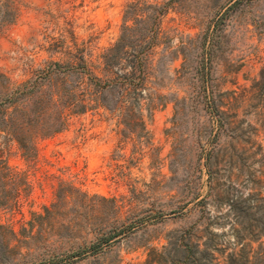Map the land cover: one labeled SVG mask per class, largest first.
Wrapping results in <instances>:
<instances>
[{
    "label": "rangeland",
    "instance_id": "rangeland-1",
    "mask_svg": "<svg viewBox=\"0 0 264 264\" xmlns=\"http://www.w3.org/2000/svg\"><path fill=\"white\" fill-rule=\"evenodd\" d=\"M263 69L264 0H0L3 264H147L263 209Z\"/></svg>",
    "mask_w": 264,
    "mask_h": 264
},
{
    "label": "trees",
    "instance_id": "trees-1",
    "mask_svg": "<svg viewBox=\"0 0 264 264\" xmlns=\"http://www.w3.org/2000/svg\"><path fill=\"white\" fill-rule=\"evenodd\" d=\"M125 31H127L126 28L122 29V34L118 43L106 53V59L107 57L112 59L118 58V55H121L123 51V55H127L125 49L129 48V46H127L128 40L125 35ZM150 43L151 42H148L145 47L136 51L133 56L137 63L139 77L142 76V57L145 50L150 47ZM105 64L110 65L111 60H106ZM121 76L126 79L129 75L122 74ZM98 83H101V81L98 80ZM257 85L260 90H264V69L260 74V80L257 82ZM106 87L107 86L100 87L99 90L96 91L94 98L95 102L102 101V94ZM92 101L93 100H90V102ZM84 107L85 106L83 105V109H85ZM248 200L250 199L239 198L237 201L231 200L228 202V214L231 216V219H229V222L226 224L228 231L218 234L213 232L211 226L206 228L205 232L209 238L207 240L208 242L204 243L203 249L201 251H198V247H192L188 245L184 246L183 248H172L171 251H169V247H163L157 258H151V255L149 256L147 264H166L169 258H165L164 256H169L170 252L172 254V257H170L169 260L170 264H202L200 262L201 258H197L195 256L197 251L201 254L202 258L209 257L212 264H264V245L262 247L261 244H259L258 248H252V243L258 242L264 238V208L260 209V207L256 206L255 204H247ZM216 227L223 230L224 224H217ZM226 233L233 236L234 244L232 247L227 246L222 249H218L217 244H214V240H218L217 238L223 236ZM244 234L249 235L250 239L248 243L240 244V242L243 241ZM6 235H10L8 238H6L7 240H10L12 237L15 238L16 236L13 231H10L5 226L0 225V264H3L7 260V258L4 256V247H2V242L6 240ZM114 235L103 236L101 238L102 244H108L113 238L116 237ZM100 248V244H93L91 247V252L96 253V251H98ZM227 251H229L227 254H222L224 252L226 253ZM153 252L154 251H152V253ZM214 253L222 254L221 258H214Z\"/></svg>",
    "mask_w": 264,
    "mask_h": 264
}]
</instances>
